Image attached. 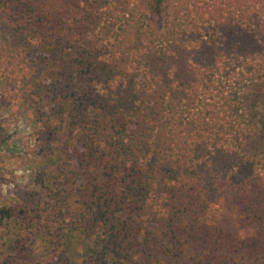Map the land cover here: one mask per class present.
<instances>
[{"label": "trees", "instance_id": "obj_1", "mask_svg": "<svg viewBox=\"0 0 264 264\" xmlns=\"http://www.w3.org/2000/svg\"><path fill=\"white\" fill-rule=\"evenodd\" d=\"M0 79L36 156L75 145L31 194L34 264L77 225L84 264H264V0H0Z\"/></svg>", "mask_w": 264, "mask_h": 264}, {"label": "rangeland", "instance_id": "obj_2", "mask_svg": "<svg viewBox=\"0 0 264 264\" xmlns=\"http://www.w3.org/2000/svg\"><path fill=\"white\" fill-rule=\"evenodd\" d=\"M4 91L0 79V92ZM0 118L6 119L8 139L0 145V209L11 208L13 218L5 219L0 225V263L13 255L14 244L25 243L31 249V264L45 260L50 254L44 235L36 234L29 218L33 216L31 194L43 198L45 189L51 188L54 182L53 165L67 161L60 144H52V155L43 157L34 154L35 133L38 123L27 114H17L16 106L0 112ZM35 196L34 198H37ZM27 210V218L19 212ZM29 217V218H28ZM68 264H84L89 248L96 246V239L88 235L80 225L67 230L65 238Z\"/></svg>", "mask_w": 264, "mask_h": 264}]
</instances>
